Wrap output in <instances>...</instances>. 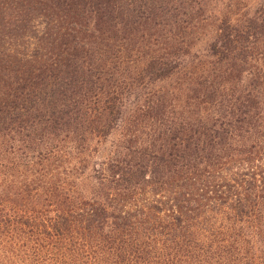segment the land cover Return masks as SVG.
I'll list each match as a JSON object with an SVG mask.
<instances>
[{
    "label": "trees",
    "instance_id": "obj_1",
    "mask_svg": "<svg viewBox=\"0 0 264 264\" xmlns=\"http://www.w3.org/2000/svg\"><path fill=\"white\" fill-rule=\"evenodd\" d=\"M0 264H264V0H0Z\"/></svg>",
    "mask_w": 264,
    "mask_h": 264
},
{
    "label": "rangeland",
    "instance_id": "obj_2",
    "mask_svg": "<svg viewBox=\"0 0 264 264\" xmlns=\"http://www.w3.org/2000/svg\"><path fill=\"white\" fill-rule=\"evenodd\" d=\"M256 2L260 0H255ZM207 40L203 41L201 44H200V48L204 49L207 42ZM118 137V132H114V134H112V136L110 137V139H107V141L101 145H99L97 147V152L93 153V156H96L97 159H101L102 157H105L107 154L109 153H113L115 151V148L113 147V145H115L116 143V139ZM87 186H88V181H84L82 182L81 184V188H84L87 190Z\"/></svg>",
    "mask_w": 264,
    "mask_h": 264
}]
</instances>
